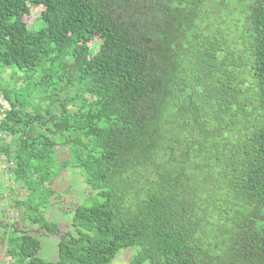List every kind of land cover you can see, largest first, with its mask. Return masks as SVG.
Segmentation results:
<instances>
[{
	"label": "trees",
	"instance_id": "obj_1",
	"mask_svg": "<svg viewBox=\"0 0 264 264\" xmlns=\"http://www.w3.org/2000/svg\"><path fill=\"white\" fill-rule=\"evenodd\" d=\"M8 70L0 159L19 192L0 264L128 247L129 264H264V0H0ZM68 169L88 202L63 231L47 208Z\"/></svg>",
	"mask_w": 264,
	"mask_h": 264
},
{
	"label": "rangeland",
	"instance_id": "obj_2",
	"mask_svg": "<svg viewBox=\"0 0 264 264\" xmlns=\"http://www.w3.org/2000/svg\"><path fill=\"white\" fill-rule=\"evenodd\" d=\"M40 10L34 9L32 12V17H39ZM39 22L36 21L35 24L31 27H38ZM19 71L18 69H16ZM20 73V72H19ZM0 75L7 81H11V72L4 71L0 72ZM60 153L65 157V153H68V148L61 149ZM8 172L5 168L3 158L0 159V220L9 221L17 218V210L11 209L10 203L11 199L15 194L19 192V189L16 186V189H13V193L10 192V185H14L12 178L8 177ZM57 185L62 191L61 197H58L53 200V204L47 208V216L50 220L57 221L63 231H68L73 229V217L74 209L78 204H87L88 202V190L85 179L82 176L81 172L77 169H68L63 172L57 179ZM13 186V187H15ZM66 192V190H68ZM3 197V198H2ZM89 203H92L89 201ZM33 227H37L33 225ZM39 238L43 241V247L40 251V256L47 260L53 261L59 258L58 252V237L43 235L41 232H36ZM41 236V237H40ZM0 250H5V245L0 239ZM137 248L128 247L122 249L113 261L110 264H129L133 259L134 254L136 253ZM10 258H6L5 264H9Z\"/></svg>",
	"mask_w": 264,
	"mask_h": 264
},
{
	"label": "built area",
	"instance_id": "obj_3",
	"mask_svg": "<svg viewBox=\"0 0 264 264\" xmlns=\"http://www.w3.org/2000/svg\"><path fill=\"white\" fill-rule=\"evenodd\" d=\"M3 103V102H2Z\"/></svg>",
	"mask_w": 264,
	"mask_h": 264
}]
</instances>
